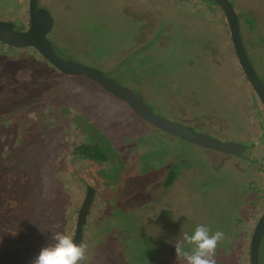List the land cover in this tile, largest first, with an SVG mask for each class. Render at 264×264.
Here are the masks:
<instances>
[{
    "label": "rangeland",
    "instance_id": "1",
    "mask_svg": "<svg viewBox=\"0 0 264 264\" xmlns=\"http://www.w3.org/2000/svg\"><path fill=\"white\" fill-rule=\"evenodd\" d=\"M228 1L264 83V0ZM209 2L39 7L55 21L48 38L61 58L131 89L160 117L247 145L242 158L164 133L95 82L0 42V264H32L56 232L74 238L88 187L96 197L80 264H185L176 240L199 225L224 233L215 264H251L264 215V106L226 15ZM29 5L0 0V21L28 30ZM97 142L107 161L75 159V148ZM261 250L264 264V241Z\"/></svg>",
    "mask_w": 264,
    "mask_h": 264
},
{
    "label": "water",
    "instance_id": "2",
    "mask_svg": "<svg viewBox=\"0 0 264 264\" xmlns=\"http://www.w3.org/2000/svg\"><path fill=\"white\" fill-rule=\"evenodd\" d=\"M215 1L226 15L232 42L235 47L239 64L248 81L254 88L264 106V83L250 61L244 46L238 16L228 0ZM30 26L20 32L12 22L0 21V42L15 49L33 48L47 60L55 69L66 76L82 77L98 84L105 92L125 102L141 119L157 129L172 136L181 138L193 145L215 151L224 155L242 158L248 151V146L240 143L221 141L211 136L199 133L184 125L156 115L131 89L118 84L114 79L106 77L102 72L88 68L61 58L55 51L48 36L54 28L55 21L48 10L39 7V0H30ZM96 197L93 187L87 188V195L79 211L74 240L84 245L85 226L91 213ZM264 241V215L258 221L250 245L251 264H261L260 252Z\"/></svg>",
    "mask_w": 264,
    "mask_h": 264
},
{
    "label": "clouds",
    "instance_id": "3",
    "mask_svg": "<svg viewBox=\"0 0 264 264\" xmlns=\"http://www.w3.org/2000/svg\"><path fill=\"white\" fill-rule=\"evenodd\" d=\"M223 237V232L212 233L208 227L199 225L192 233H184L176 240L177 255L185 264H215L216 247ZM50 240L52 242L40 250L32 264H80L85 255L82 244L63 232H56ZM186 246H191L190 250H186Z\"/></svg>",
    "mask_w": 264,
    "mask_h": 264
},
{
    "label": "trees",
    "instance_id": "4",
    "mask_svg": "<svg viewBox=\"0 0 264 264\" xmlns=\"http://www.w3.org/2000/svg\"><path fill=\"white\" fill-rule=\"evenodd\" d=\"M202 1L203 2L206 1L207 3H210L209 1H211V4H216V2L212 1V0H202ZM241 34H242V31H241ZM242 38H243V35H242ZM101 147H102V145L100 144V142H97L94 144H89V145L84 144V145H81V146H78L77 148H75L73 151V154L76 157L75 159H83V160H88V161L92 160L95 162H101L103 160L107 161L106 157L103 156V154L100 155V152L102 151ZM172 177L173 176L170 174V178H172ZM171 182L172 181H170L168 183L171 184ZM260 259H261V264H263V262H262V250L260 252Z\"/></svg>",
    "mask_w": 264,
    "mask_h": 264
},
{
    "label": "flooded vegetation",
    "instance_id": "5",
    "mask_svg": "<svg viewBox=\"0 0 264 264\" xmlns=\"http://www.w3.org/2000/svg\"><path fill=\"white\" fill-rule=\"evenodd\" d=\"M22 32H24V31H22Z\"/></svg>",
    "mask_w": 264,
    "mask_h": 264
}]
</instances>
